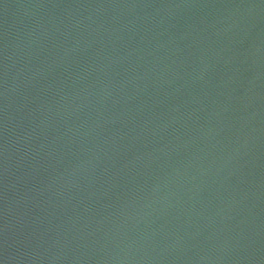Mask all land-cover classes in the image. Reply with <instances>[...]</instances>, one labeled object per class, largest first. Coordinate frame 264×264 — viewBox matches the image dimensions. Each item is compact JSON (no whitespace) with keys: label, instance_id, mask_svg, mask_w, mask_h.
<instances>
[{"label":"water","instance_id":"95a60500","mask_svg":"<svg viewBox=\"0 0 264 264\" xmlns=\"http://www.w3.org/2000/svg\"><path fill=\"white\" fill-rule=\"evenodd\" d=\"M0 264H264V0H0Z\"/></svg>","mask_w":264,"mask_h":264}]
</instances>
